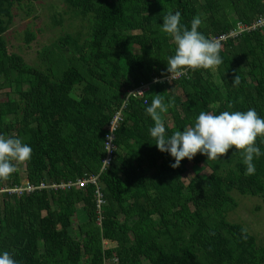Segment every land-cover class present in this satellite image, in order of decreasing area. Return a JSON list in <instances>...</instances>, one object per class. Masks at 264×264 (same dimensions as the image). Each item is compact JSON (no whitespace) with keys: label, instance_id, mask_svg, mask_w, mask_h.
Segmentation results:
<instances>
[{"label":"trees","instance_id":"obj_1","mask_svg":"<svg viewBox=\"0 0 264 264\" xmlns=\"http://www.w3.org/2000/svg\"><path fill=\"white\" fill-rule=\"evenodd\" d=\"M37 1L0 0V89L10 91L0 100V135L32 147L0 187L94 175L103 204L97 208L92 184L0 193V251L21 264H264V246L226 219L237 206L231 194L264 199V156L254 160L252 175L232 149L220 160L197 153L172 168L173 158L154 145L146 112L159 95L167 135L192 125L201 111L255 108L264 117V26L220 40L218 67L170 82L163 79L176 44L160 26L179 11L182 25L199 17V31L216 39L264 16V0H63L88 17L89 34L82 45L62 40L79 52L55 79L8 53L3 39L14 7ZM142 85L150 86L143 97L129 94ZM117 113L115 151L102 170ZM256 144L264 150V138ZM78 206L87 219L73 238Z\"/></svg>","mask_w":264,"mask_h":264},{"label":"clouds","instance_id":"obj_2","mask_svg":"<svg viewBox=\"0 0 264 264\" xmlns=\"http://www.w3.org/2000/svg\"><path fill=\"white\" fill-rule=\"evenodd\" d=\"M202 21L194 17L191 27L181 24V13H169L160 25L164 33L170 35L175 44V54L168 57L167 72L181 75L189 70L218 67L223 60L222 47L218 40L207 38L199 31ZM238 80V78H237ZM231 107V106H229ZM167 105L157 95L146 112L154 121L150 135L155 146L162 153L173 158L172 168H178L181 161L191 160L197 153L207 156V160H220L230 149L242 157L246 165V175L256 171L254 160L264 156V150L256 144L258 137L264 138V117L255 108L247 111H201L192 125L183 131L177 130L167 135L163 112ZM32 147L18 136L0 135V179H7L17 169V164L31 158ZM0 264H21L11 251H0Z\"/></svg>","mask_w":264,"mask_h":264},{"label":"rangeland","instance_id":"obj_3","mask_svg":"<svg viewBox=\"0 0 264 264\" xmlns=\"http://www.w3.org/2000/svg\"><path fill=\"white\" fill-rule=\"evenodd\" d=\"M13 15L12 23L3 36L8 53L20 56L29 67L49 72L53 79L79 52L72 41L66 43L62 40L68 36L77 39L82 45L89 34L88 17L81 16L63 0H39L31 5L23 2L14 7ZM28 36L31 39L27 41ZM0 90V100L6 97V92H10L6 88ZM19 175L24 177L23 173L19 172ZM231 195L237 206L228 213L226 219L241 223L255 236L257 245L264 246V199ZM86 219V212L78 206L70 231L73 238L78 225ZM103 247H113V243L104 242Z\"/></svg>","mask_w":264,"mask_h":264},{"label":"built area","instance_id":"obj_4","mask_svg":"<svg viewBox=\"0 0 264 264\" xmlns=\"http://www.w3.org/2000/svg\"><path fill=\"white\" fill-rule=\"evenodd\" d=\"M264 26V16H260L258 17L253 23H251L250 25H244V24H239L237 26V28L231 30L229 32L228 35H223L219 38H216L214 40H224L227 37H231V38H235L238 35H240L243 32H247V31H251L260 27ZM181 75H171V78L169 79V77H166L165 79H163L166 82H170L172 80H175L177 78H179ZM158 82V80H154L153 81ZM150 86L148 85H142L139 86L137 88L132 89L131 91H129V94L133 95V96H137V97H143L144 94L147 92V90L149 89ZM123 108V106H122ZM121 120L120 118V114L117 113L113 120H111L110 124L108 125V130H109V134L106 137V142H105V149H106V157L102 160V170L105 168V166H107L110 161L113 158V153L115 151V148L113 146V139H114V132L117 129L118 123ZM98 176H94V175H89V177L87 178H82L74 183H70L68 182L67 184H60V185H56V184H43L41 183L38 187L33 186L30 183H26L24 186H14V187H9V186H4V187H0V193L3 192H7L10 194H16V195H21L23 192L26 193H30L33 192L36 189H42V188H70L72 186H77L79 188L82 187H86L88 184H92L95 186V190H96V194L98 196V201H97V208H100V205L103 204V201L101 200V194H100V187L99 184L97 182Z\"/></svg>","mask_w":264,"mask_h":264},{"label":"crops","instance_id":"obj_5","mask_svg":"<svg viewBox=\"0 0 264 264\" xmlns=\"http://www.w3.org/2000/svg\"><path fill=\"white\" fill-rule=\"evenodd\" d=\"M110 243V242H109Z\"/></svg>","mask_w":264,"mask_h":264}]
</instances>
